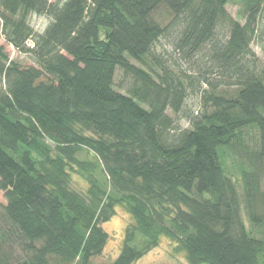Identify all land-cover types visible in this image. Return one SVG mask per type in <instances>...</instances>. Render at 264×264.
Wrapping results in <instances>:
<instances>
[{
  "label": "trees",
  "instance_id": "16d2710c",
  "mask_svg": "<svg viewBox=\"0 0 264 264\" xmlns=\"http://www.w3.org/2000/svg\"><path fill=\"white\" fill-rule=\"evenodd\" d=\"M235 1L0 0V35L35 63L0 46V264H136L162 237L188 264H264L243 219L264 234V0H241L244 24ZM117 207L121 253L97 262Z\"/></svg>",
  "mask_w": 264,
  "mask_h": 264
},
{
  "label": "rangeland",
  "instance_id": "374dc122",
  "mask_svg": "<svg viewBox=\"0 0 264 264\" xmlns=\"http://www.w3.org/2000/svg\"><path fill=\"white\" fill-rule=\"evenodd\" d=\"M227 11L235 20L241 22L242 24L245 23L244 7L241 0H236L235 2L230 3L227 6ZM154 17L156 20H160V22L164 25L167 24L168 20H170V16L165 9L159 10L154 15ZM49 24L50 19L43 16L32 15L29 18V25L37 33H43L47 29ZM259 25L264 26V15L260 19ZM0 46L4 47L5 52L9 55L11 61L17 62L24 67L35 66V63L30 56L25 55L17 51L12 46L8 45L2 35H0ZM162 46L169 48L167 45V41L164 40L161 42L160 47ZM251 47L255 54L262 61H264V53L261 48L260 40L256 39ZM129 85L130 84L128 80L126 81L123 78L121 71H118L115 79V90L125 94L127 90L126 88H129ZM196 99L197 97L193 96L192 99L189 100L187 108L188 112L195 111L196 113L198 111L197 105L199 106V104L198 100ZM180 125L183 128L189 127L188 123L184 120L180 122ZM250 134L252 138H255L257 135L255 132H250ZM225 166L226 171L232 177L238 187L240 194L242 195L243 190L241 183V175L239 172L240 166L238 165L236 158L227 159L225 161ZM73 187L79 190H83L86 185L79 177L74 176ZM6 205L7 201L5 199L4 193L0 192V216L1 214H3V209ZM243 219L247 231L252 236L256 238L264 237V234L261 231L252 227L245 213L243 214ZM131 221V217L125 211V209H123L122 207L116 208L115 214L112 219L103 225L104 230L109 236V240L107 242L103 254L96 259L97 262L112 263L119 257L124 243L125 230L127 226L131 223ZM176 248V244L173 243L169 238L162 237L160 245L156 249L148 253L146 256H144L142 259H140L136 264H188L185 253L178 251Z\"/></svg>",
  "mask_w": 264,
  "mask_h": 264
}]
</instances>
